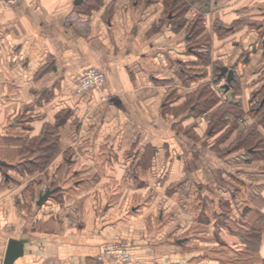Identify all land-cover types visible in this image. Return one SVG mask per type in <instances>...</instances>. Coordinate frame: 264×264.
Segmentation results:
<instances>
[{
	"label": "crops",
	"instance_id": "obj_1",
	"mask_svg": "<svg viewBox=\"0 0 264 264\" xmlns=\"http://www.w3.org/2000/svg\"><path fill=\"white\" fill-rule=\"evenodd\" d=\"M75 1L0 0V264L23 238L12 264H264V156L234 146L254 122L264 133L250 114L264 0H186L180 16L165 0ZM217 65L239 78L244 122L227 104L213 130L224 103L200 89ZM88 66L103 86L78 94ZM42 134L56 153L21 171ZM44 186L60 190L38 204ZM119 240L136 261L102 253Z\"/></svg>",
	"mask_w": 264,
	"mask_h": 264
},
{
	"label": "trees",
	"instance_id": "obj_2",
	"mask_svg": "<svg viewBox=\"0 0 264 264\" xmlns=\"http://www.w3.org/2000/svg\"><path fill=\"white\" fill-rule=\"evenodd\" d=\"M167 10L172 12L173 16H180L183 14L187 9H188V4L186 0H165ZM197 14V13H196ZM196 20L197 22L195 23V27L198 26V22L201 20V17L199 15H196ZM226 31H230L231 29L228 27H225ZM192 34V31H190V35ZM191 38V37H190ZM220 67L217 65L215 74V79H220L219 78V72ZM231 87L234 89L235 94H239L241 92V86H240V81L238 77H234L231 83ZM200 94L202 95H207L209 98V102L211 103H219L220 98L216 94V92L212 91L209 87V83L203 84L202 88L200 89ZM256 100V102H254ZM222 104L223 108H219L220 110H216L215 116H214V126L213 130H215L216 125L219 123L222 119V112L224 111L228 105L234 107L236 110L235 112L237 116H243L241 115V111L239 110L240 104L236 99L233 98V100L226 99L225 102ZM251 109H250V114L256 118V120L260 123L263 124L264 126V97H258V94L256 93L252 99H251ZM228 104V105H227ZM236 122V121H234ZM237 123V122H236ZM257 122H254L250 124V129L248 130L247 133H244L241 131L239 133V137L237 140L234 142V146L236 148L238 147H245L246 151H251L253 153H257L258 155L264 156V133H261L257 130ZM44 134H42L38 139H32L29 142V147H33L38 154L33 157V159H29L25 161L23 164H21L19 169L21 171L27 170L29 172H36L40 169H43L46 167L47 163L49 160L54 156L57 150L56 146V141L55 139L47 136L44 137ZM59 189L57 187L55 189L52 188L53 192H56ZM60 190V189H59Z\"/></svg>",
	"mask_w": 264,
	"mask_h": 264
},
{
	"label": "built area",
	"instance_id": "obj_3",
	"mask_svg": "<svg viewBox=\"0 0 264 264\" xmlns=\"http://www.w3.org/2000/svg\"><path fill=\"white\" fill-rule=\"evenodd\" d=\"M194 15H196V13H194ZM67 21L75 26H79L88 24L89 19L78 12H73L69 15ZM203 23L208 26V21L206 19H203ZM104 80L105 74L100 68L95 66L85 67L77 81L76 91L78 94H84L90 89L100 88L103 86ZM225 82L226 79L224 77L211 82L212 89L216 92L222 102H225L227 99V91L224 87ZM254 102H256V100H254ZM201 119L203 122L209 123L210 118L208 112L202 113ZM230 120L241 124L244 122V117L232 114ZM45 189L46 187L44 186L43 191ZM102 253L112 256L121 263L136 261V258L130 251V242L126 240L105 241L102 245Z\"/></svg>",
	"mask_w": 264,
	"mask_h": 264
},
{
	"label": "water",
	"instance_id": "obj_4",
	"mask_svg": "<svg viewBox=\"0 0 264 264\" xmlns=\"http://www.w3.org/2000/svg\"><path fill=\"white\" fill-rule=\"evenodd\" d=\"M82 0H76V3L81 2ZM256 49V48H255ZM254 49V50H255ZM249 57V53H246V58ZM225 77L226 82L224 83V87L227 91V97L231 101L233 100V93L234 90L231 87L232 80L235 77V70L233 67L229 65H222L220 67V73L219 78ZM53 193V190L48 188L45 192L41 193L39 195V198L37 200L38 204L44 203ZM26 239H20V240H12L8 244V248L6 251V257L4 264H12L16 258L21 256L24 253V243Z\"/></svg>",
	"mask_w": 264,
	"mask_h": 264
},
{
	"label": "rangeland",
	"instance_id": "obj_5",
	"mask_svg": "<svg viewBox=\"0 0 264 264\" xmlns=\"http://www.w3.org/2000/svg\"><path fill=\"white\" fill-rule=\"evenodd\" d=\"M76 12V11H75Z\"/></svg>",
	"mask_w": 264,
	"mask_h": 264
}]
</instances>
